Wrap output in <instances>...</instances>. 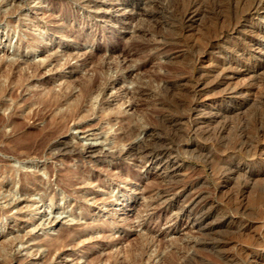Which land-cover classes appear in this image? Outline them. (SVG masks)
<instances>
[{
    "label": "rangeland",
    "instance_id": "374dc122",
    "mask_svg": "<svg viewBox=\"0 0 264 264\" xmlns=\"http://www.w3.org/2000/svg\"><path fill=\"white\" fill-rule=\"evenodd\" d=\"M123 1L0 0V64L14 73L0 74V264H253L264 253V184L247 174L264 149V87L256 97L240 94L243 107L220 99L252 82L236 73L246 32L233 27L245 23L243 7L204 0L196 21L185 23L190 0ZM263 14L255 22L264 25ZM193 32L195 47L187 42ZM97 74L99 88L80 98ZM219 76L229 84L218 85ZM179 77L199 86L198 108ZM137 88L144 91L134 95ZM53 92L84 108L68 130L53 127L52 115L66 107L47 110ZM220 106L233 112L217 116ZM33 110L37 120L27 116ZM20 175L28 177L24 190ZM196 206L206 220H196ZM55 240L59 248L47 255Z\"/></svg>",
    "mask_w": 264,
    "mask_h": 264
},
{
    "label": "bare ground",
    "instance_id": "6f19581e",
    "mask_svg": "<svg viewBox=\"0 0 264 264\" xmlns=\"http://www.w3.org/2000/svg\"><path fill=\"white\" fill-rule=\"evenodd\" d=\"M204 0H190V2H189V4L187 5V7L185 8V10L183 11V14H182V19H183V21H185V23L186 22H192V21H196V18L198 17V16H200V14L202 13V2H203ZM228 1V3L230 2V4L231 3H235L236 4V7L237 8H239L240 7V5L243 7L242 9H241V12H239V13H242L241 14V17H243L244 18V22L245 23H240V25H235V27H233V29L235 30V29H237L238 27L239 28H242V30L243 31H245L246 32V36L244 37V40H245V44L243 45V44H240V45H238V46H236V51L237 52H239L240 53V55L242 56L241 57V60H240V64L239 65H237L238 66V68H236L235 70H236V73L238 72V74H240V73H245L246 75H249L248 77H250L251 79H252V82H250L248 85L247 84H244V85H242V86H239V87H236V85H234L235 87L234 88H229L227 85V87H228V89L227 90H222V91H224L223 93H221V95H220V99H221V102L222 101H230V102H232L235 106H240V107H243V106H245L246 105V102L243 100H240V101H242V102H239L238 101V96L240 95V94H242L243 92H246L247 90H249L248 92L251 94H254L255 95V97L257 96V94L259 93V92H261V89H262V86L264 87V82L263 81H261L262 79H263V77L261 76L260 77V71L261 70H264L263 69V67H264V44L262 45V41H261V43H259V36H261V37H264V25L263 24H261L259 21H257V22H255V20H254V17H255V15H257L258 14V11H260L261 9H264V0H227ZM138 3V1H136V0H130V1H126V0H124L123 1V4H125V7H127V6H129V5H131V3ZM206 4V3H205ZM235 4H234V6H235ZM243 4V5H242ZM206 6V5H205ZM233 7V6H232ZM236 9V8H235ZM238 10V9H237ZM16 11V10H15ZM204 12H205V10H204ZM203 12V13H204ZM65 13V12H64ZM140 13V12H139ZM71 14V13H70ZM66 15V14H65ZM67 15H68V13H67ZM240 15V14H239ZM63 16V15H62ZM71 16V15H70ZM69 16V17H70ZM68 18V17H67ZM262 18H264V14H263V16H262ZM238 19V18H237ZM241 20V19H240ZM243 20V19H242ZM240 22V21H239ZM242 22V21H241ZM196 23V22H195ZM233 23V22H232ZM236 23V22H235ZM234 23V24H235ZM190 24V23H189ZM194 24V23H193ZM231 25V24H230ZM232 27V26H231ZM227 28H228V26H227ZM229 29V28H228ZM232 29V28H231ZM241 30V29H240ZM142 31V30H141ZM144 31V30H143ZM195 32V31H194ZM192 33L191 34V36H190V38L188 39V41L187 42H189V44H190V46L191 47H195L196 46V33ZM226 32V31H225ZM239 32H241V31H239ZM243 33V32H242ZM247 33H249V34H247ZM181 34V33H180ZM217 34V33H216ZM226 35V34H225ZM234 35V34H233ZM220 37H218V38H215V40H212L213 42L211 43L212 45L213 44H215V42H218V41H216V40H218L219 38H221V36H223V33H221V35H219ZM211 37V36H210ZM233 37V36H232ZM243 38V37H242ZM240 40H242V39H240ZM217 44V43H216ZM229 44V43H228ZM239 44V43H238ZM232 45V44H231ZM215 46V45H214ZM190 47V48H191ZM211 48V47H210ZM192 49V48H191ZM233 50H234V48H233ZM132 50L130 49V48H126V49H124V54H126L127 56H131V54H132V52H131ZM192 51V50H191ZM262 53V56L261 57H259L257 54L258 53ZM140 53V52H139ZM126 55H125V57H126ZM208 55V54H207ZM236 55V54H235ZM239 54H238V56H240ZM202 56V55H201ZM237 56V55H236ZM208 57V56H207ZM210 57V56H209ZM208 57V58H209ZM259 57V58H258ZM131 58V57H130ZM201 58V57H200ZM203 59V58H202ZM208 60V59H207ZM206 60V61H207ZM224 60V59H223ZM235 60V59H234ZM201 61V60H200ZM211 62H213L212 61V59H211V61H210V63ZM226 62V61H225ZM230 63V62H229ZM236 63H237V61H236ZM238 63H239V61H238ZM232 64V63H231ZM230 64V65H231ZM234 64V63H233ZM234 65H236V64H234ZM103 66V65H102ZM206 66V65H205ZM221 67H223V66H221ZM138 68H140V67H138ZM203 68H204V66H203ZM215 68V67H214ZM217 69H219V68H217ZM13 68H11V67H6L5 66V64H0V74H4L5 76H7V78H9L10 80H13ZM220 70V69H219ZM204 71V70H203ZM210 71V70H209ZM218 71V70H217ZM231 72V71H230ZM264 72V71H263ZM222 73V72H221ZM216 74V73H215ZM225 74V73H224ZM232 74V73H231ZM237 74V75H238ZM246 75H244V76H246ZM263 75V74H262ZM217 76V75H216ZM215 76V77H216ZM243 76V77H244ZM180 77H182V76H180ZM180 77H179V79H180ZM214 77V78H215ZM220 77V76H219ZM233 77V76H232ZM239 77H241V76H239ZM186 78V77H185ZM220 78H222V77H220ZM230 78V77H229ZM237 78V80H238V77H236ZM246 78V77H245ZM259 78H261V80H259ZM9 80V81H10ZM100 76L97 74L93 79H92V81L90 82V83H88V84H86V85H84V87L82 88V94H81V96H80V98L81 97H84V96H86V95H89L94 89H96V88H99V84H100ZM178 80V79H177ZM182 80L183 79H180V80H178V83H177V85L179 86V87H181L182 89H187L188 91H190V92H192L193 93V96H194V99H193V104H196V108H198L199 107V104H200V101H202V99H200V98H198V97H195L196 96V91H197V87H199L198 85H196V84H186V83H180V82H182ZM236 80V79H235ZM244 80V79H243ZM247 80V79H246ZM220 81V80H219ZM8 82V81H7ZM185 82H186V79H185ZM201 82V81H200ZM226 82H228L227 81V79H226V76L225 77H223L222 78V80H221V82H218V85H221V84H224V83H226ZM239 82H240V80H239ZM190 83V82H189ZM193 83V82H192ZM195 83V82H194ZM204 83V82H203ZM211 83V82H210ZM216 83V82H215ZM233 83V82H232ZM235 83H237V82H235ZM247 83V82H246ZM226 84H229V83H226ZM17 85V84H16ZM23 85V84H22ZM214 85V84H213ZM231 85V84H230ZM4 86V85H3ZM203 86V85H202ZM205 87V86H204ZM207 87V86H206ZM218 87V86H217ZM224 86H222V88H223ZM231 87V86H230ZM18 88V87H17ZM145 88V87H144ZM144 88L142 89H138L137 88V90L136 91H134V95H137V94H141L143 91H144ZM212 88V87H211ZM214 88V87H213ZM220 88V87H219ZM218 88V89H219ZM225 88V87H224ZM19 89V88H18ZM102 89H103V87H102ZM134 89V88H133ZM180 89V88H179ZM181 89V90H182ZM184 89V90H185ZM204 89V88H203ZM208 89V88H207ZM217 89V88H216ZM15 90V89H14ZM13 90V91H14ZM149 90V89H148ZM138 91V92H137ZM147 91V90H146ZM188 91H187V93H188ZM14 92H17V90H15ZM57 92V91H56ZM132 92V91H131ZM189 92V93H190ZM50 93V92H49ZM147 93V92H146ZM262 93V92H261ZM17 94V93H16ZM244 94V93H243ZM13 95H14V93H13ZM12 95V96H13ZM44 95H46L47 96V94H44ZM133 95V94H132ZM143 95V94H142ZM201 95V94H200ZM203 95H205V94H203ZM210 94H209V92H208V94H207V96H209ZM248 95V94H247ZM263 95H264V92H263ZM63 97H61V95L60 94H57V93H51V94H49L48 95V97H47V99L45 100L46 102V107L48 108L47 110L48 111H50L51 113H52V111L54 110V108H56V106L57 105H60L61 103L63 104H66V107L64 108V109H61L59 112H56V113H54L53 115H52V123L54 124V128H55V130H62V129H64V128H66V127H68V123H69V121H71V120H75L76 118H77V116L84 110V108L82 107V105L81 104H79V100H80V98L79 99H77V100H75L74 102H71L70 101V97L68 96V95H62ZM144 96V95H143ZM244 96V95H243ZM243 96H242V98H243ZM214 97V96H213ZM264 97V96H263ZM219 98V97H218ZM241 98V99H242ZM259 98H262V96H260ZM44 99V98H43ZM244 99V98H243ZM247 99V98H246ZM24 100V99H23ZM204 100V99H203ZM249 100V99H248ZM255 101H256V99L254 100V103H255ZM262 101H264V100H262ZM204 102H205V100H204ZM216 102V101H215ZM7 103V102H6ZM258 103H260V102H258ZM262 103V102H261ZM202 104H204V103H202ZM217 104V103H216ZM206 104H204V106H205ZM213 105V104H212ZM223 105H224V103H223ZM4 106V105H3ZM198 106V107H197ZM216 106V105H215ZM43 109V108H42ZM205 109V108H204ZM237 109V108H236ZM44 110V109H43ZM199 110V109H198ZM206 110V109H205ZM197 111V110H196ZM213 110H211V112H212ZM235 111V110H234ZM210 112V111H209ZM231 112H233V109H230V108H228L227 106L226 107H224V106H220L219 108H218V113L217 112H214L215 114L217 113V116L218 115H220V116H222V115H228L229 113L231 114ZM43 113V112H42ZM45 113H47V112H45ZM50 113V114H51ZM37 114H38V111H35V110H33V111H31V112H29L28 114H27V116L29 117V118H33V117H35V119L34 120H37L36 119V116H37ZM198 114V113H197ZM229 114V115H230ZM40 115V114H39ZM43 115H44V113H43ZM223 116V117H224ZM2 117V116H1ZM11 117V116H10ZM227 117V116H226ZM229 117V116H228ZM227 117V118H228ZM16 118V117H15ZM220 118V117H219ZM235 118V117H234ZM2 119V118H1ZM40 119H42V116H41V118ZM23 120V119H22ZM217 120V119H216ZM219 120H221V119H219ZM16 121H20V120H16ZM218 121V120H217ZM2 122V121H1ZM11 122V121H10ZM15 122V121H14ZM20 122H22V121H20ZM46 122V121H45ZM6 123V122H5ZM255 123V122H254ZM21 124V123H20ZM23 124V123H22ZM21 124V125H22ZM256 124V123H255ZM20 125V126H21ZM25 125V124H24ZM24 125H23V127H24ZM229 125V124H228ZM0 126H1V123H0ZM19 126V125H18ZM70 126V125H69ZM261 126V125H260ZM230 127H231V125H230ZM25 128V127H24ZM233 128V127H232ZM19 129V128H18ZM67 129V128H66ZM136 127L134 126V127H130L128 130H127V134H125V138L126 139H128L131 135H133L134 133H135V131H136ZM257 129V128H256ZM255 129V130H256ZM261 129V128H260ZM54 130V131H55ZM68 130V129H67ZM123 130V129H122ZM17 131V130H16ZM54 131H52V132H54ZM247 131V130H246ZM261 131V130H260ZM17 132H19V131H17ZM60 132V131H59ZM205 133V132H204ZM203 133V134H204ZM251 133V132H250ZM257 133V132H256ZM50 134V133H49ZM55 133H53V135H54ZM202 134V133H201ZM246 134V133H245ZM262 134H264V131L262 130V133L260 132V135H262ZM205 135V134H204ZM254 135V134H253ZM259 135V136H260ZM49 136V135H48ZM50 136H51V134H50ZM49 136V137H50ZM55 136V135H54ZM48 137V138H49ZM52 137V136H51ZM246 137V136H245ZM107 138V137H106ZM255 138H256V136H255ZM262 138H263V136H262ZM44 139V138H43ZM246 139V138H245ZM250 139V138H249ZM248 140V139H247ZM251 140V139H250ZM249 140V141H250ZM41 141H42V139H41ZM44 141V140H43ZM45 141H47V140H45ZM258 141V140H257ZM260 141V140H259ZM258 141V142H259ZM119 143H120V141H118ZM117 142V143H118ZM253 142H255V139H254V141ZM257 142V143H258ZM36 143V142H35ZM42 143V142H41ZM48 143V142H47ZM62 143V142H61ZM61 143H58L57 141H56V143H54V144H52V147H54V148H61L60 146H61ZM66 143V142H65ZM118 143V144H119ZM28 144V143H27ZM26 144V145H27ZM31 144V143H30ZM46 144V143H45ZM45 144L43 145L44 147V149H46L45 148ZM66 144H68V143H66ZM232 144V143H231ZM252 145H253V143H251ZM39 145V144H38ZM37 145V146H38ZM47 145V144H46ZM62 145H64V143L62 144ZM248 145V144H247ZM247 145H246V141H244L243 142V145H242V147L243 148H247ZM259 145V144H258ZM28 146V145H27ZM31 146H34V145H32L31 144ZM36 146V145H35ZM36 146V147H37ZM49 146V145H48ZM47 146V147H48ZM251 146V145H250ZM262 146V145H261ZM17 147V146H16ZM23 147H24V145H23ZM26 147V146H25ZM30 147V146H29ZM41 148H42V146H40ZM65 147V146H64ZM68 147V146H67ZM259 147V146H258ZM18 148V147H17ZM16 148V149H17ZM20 148H22V147H19L18 149H20ZM40 148V149H41ZM53 148V149H54ZM66 148V147H65ZM73 148V147H72ZM76 148V147H75ZM100 148V147H99ZM143 148V147H142ZM197 148V147H196ZM200 148V147H199ZM237 148H238V146H237ZM240 148V147H239ZM251 148V147H250ZM255 148V147H254ZM34 149H36V151H37V148H34ZM67 149H69V148H67ZM66 149V150H67ZM129 149V148H128ZM147 149V148H146ZM255 149H257V147L255 148ZM259 149V148H258ZM63 150H65V149H63ZM69 150H71V148L69 149ZM74 151H75V149H73ZM80 150V149H79ZM120 151V153L122 152V150L123 149H119ZM135 150V149H134ZM226 150V149H225ZM21 151H23V152H25L26 154L28 153L29 154V152H31L30 151V149L29 148H27L26 147V149L24 148V149H22ZM20 151V152H21ZM39 151V150H38ZM42 151H44V150H42ZM93 151V147L92 146H89V147H86L85 148V151L84 152H82V151H77L76 152V154L78 155V156H76V157H79L80 155H84L83 153H90V152H92ZM95 151H97V150H95ZM125 151V150H124ZM145 151V150H144ZM251 151L253 152V150H252V148H251ZM32 152H35V151H32ZM67 152V151H66ZM72 152V151H71ZM118 152V151H117ZM202 152V151H201ZM200 151H199V153H201ZM208 152V151H207ZM251 152V153H252ZM255 152V151H254ZM14 153V152H13ZM36 153H38V152H36ZM106 153H108V151L106 152ZM135 153V152H134ZM137 153V152H136ZM161 153V152H160ZM256 153V152H255ZM17 154H19V152L17 153ZM40 154H41V152H40ZM85 154V155H86ZM122 154V153H121ZM129 154H131L130 153V151L129 150H126L124 153H123V157L124 156H127V155H129ZM138 154V153H137ZM136 154V155H137ZM139 154H141V153H139ZM158 154H159V152H158ZM209 154V153H208ZM254 154V153H253ZM49 155V154H48ZM149 155V154H148ZM147 155V156H148ZM152 155V154H151ZM200 155V154H199ZM74 156V155H73ZM145 156V155H144ZM166 156V155H165ZM255 156H257L258 157V159L260 158V161H259V165H257V167H255V169L253 170V171H250L249 172V174H247L249 177H250V179L252 178V181H254L253 179H255V180H259V181H261V182H263V184H264V149H262L259 153H256L255 154ZM254 156V157H255ZM71 157V156H70ZM119 157V156H118ZM146 157V156H145ZM144 157V158H145ZM154 158V157H153ZM156 158V157H155ZM257 159V158H256ZM82 160V159H81ZM150 160V159H149ZM242 163V162H241ZM209 164V163H208ZM220 164V163H219ZM50 168V167H49ZM51 170V169H50ZM53 170V169H52ZM51 170V171H52ZM68 169H66L65 171H67ZM64 171V170H63ZM64 171V172H65ZM68 171H70V170H68ZM67 171V172H68ZM77 171V170H76ZM50 172V171H49ZM53 172V171H52ZM246 172V171H245ZM28 173V172H27ZM219 173V172H218ZM63 174V173H62ZM72 174V173H71ZM85 174V173H84ZM226 174V173H225ZM22 175H23V173H22ZM28 175V174H27ZM86 175V174H85ZM240 175V174H239ZM21 176V175H20ZM30 176V175H29ZM59 176V175H58ZM64 176V175H63ZM13 177V176H12ZM41 177V176H40ZM216 177V176H215ZM224 177V174H222V173H220L219 175H218V178L219 179H222ZM20 178V177H19ZM18 178V179H19ZM28 177L27 176H21V183H20V188H21V190H24V182H25V180L27 179ZM72 178H74V177H72ZM78 178V177H77ZM217 178V179H218ZM31 179V178H30ZM56 179V178H55ZM86 179V178H85ZM226 179V178H225ZM57 180H59V178L57 179ZM63 180V179H62ZM89 180V179H88ZM18 181V180H17ZM32 181H33V183L32 182H30V183H32L31 185H35V187H36V189L37 188H39L40 190L42 189V190H44V192H47V190H48V187H41V186H39L34 180H33V178H32ZM56 181V180H55ZM28 182V181H27ZM225 182V181H224ZM70 183V182H69ZM256 183V182H255ZM44 184V183H43ZM42 184V185H43ZM63 184V183H62ZM76 185V184H75ZM64 186H66V185H64ZM63 186V187H64ZM65 188V187H64ZM246 188V187H245ZM52 189V188H51ZM50 189V190H51ZM54 189V188H53ZM66 189H68V188H66ZM257 189V188H256ZM255 189V190H256ZM30 190V189H29ZM71 190V189H70ZM28 191V190H27ZM54 191V190H53ZM66 191V190H65ZM253 191V190H252ZM243 192V191H242ZM241 192V193H242ZM32 193V192H31ZM50 193V192H49ZM247 193V192H246ZM46 193H43V195H41L42 197H44V195H45ZM225 195V194H224ZM236 195V194H235ZM197 196V195H196ZM56 197H57V195H56V193L51 197V201L52 202H54V200L56 199ZM242 197V196H241ZM244 197H245V195H244ZM261 197V196H260ZM264 197V196H263ZM197 200V199H196ZM233 200V199H232ZM187 201V200H186ZM263 201V200H262ZM44 202V201H43ZM248 203H249V201H248ZM180 204H182V203H180ZM245 204H247V203H245ZM82 205V204H81ZM175 205H177V203L175 204ZM248 205V204H247ZM186 206V205H185ZM184 205H178L177 206V208H178V210L180 211V212H183V213H186V214H188V216H190V214H191V212H190V209L188 210V208L187 207H185ZM235 206V205H234ZM233 206V207H234ZM189 207V206H188ZM229 207V206H228ZM247 211V210H246ZM264 213V212H263ZM246 214V213H245ZM256 214V213H255ZM254 214V215H255ZM33 215V214H32ZM263 215V214H262ZM192 216V215H191ZM258 216V215H257ZM207 217H208V215L206 216L205 215V213L204 212H202V211H200L199 209H198V207L196 206V220L198 221L199 219H201V220H206L207 219ZM56 218V217H55ZM260 218V217H259ZM54 219V218H53ZM52 219V220H53ZM200 220V221H201ZM264 220V219H263ZM204 222V221H203ZM260 222V221H259ZM202 224V223H201ZM205 224H206V222H205ZM82 225V224H81ZM199 225H200V223H199ZM203 225H204V223H203ZM209 225V224H208ZM253 225V224H252ZM74 226H75V224H74ZM206 226V225H205ZM243 226H245V225H243ZM263 226V225H262ZM200 227V226H199ZM251 227V226H250ZM208 228H210V229H213L214 228V226H209ZM240 228V227H239ZM67 229V228H66ZM243 229H245V227L243 228ZM242 229V230H243ZM63 230H65V229H62V232H63ZM70 230V229H69ZM69 230H68V232H69ZM209 230V229H208ZM71 231H72V229H71ZM238 231V230H237ZM248 231V230H247ZM244 232H245V230H244ZM63 234V233H62ZM209 234V233H208ZM61 235V234H60ZM65 235H67V234H65ZM65 235H63V237H62V241H63V239L65 240L66 238H65ZM249 235V234H248ZM253 236V235H252ZM252 236H250V237H252ZM254 237V236H253ZM256 238V237H255ZM260 239H261V237H259ZM258 237H257V239H259ZM61 240V239H60ZM252 240V239H251ZM264 240V239H263ZM259 241V240H258ZM66 242V241H65ZM64 242V243H65ZM225 243V242H224ZM260 243H261V241H260ZM222 245V244H221ZM59 246H60V244L58 243V242H56V240L53 242V243H51L50 244V248H49V251H48V253L49 254H47V255H51L52 256V253L55 251V250H57L58 248H59ZM220 249V248H219ZM262 249V248H261ZM48 250V249H47ZM246 251V250H245ZM257 251V250H256ZM248 252V251H247ZM256 253V252H255ZM262 253V252H261ZM260 253V254H261ZM223 254H225V252L223 253ZM222 254V255H223ZM230 254V253H229ZM221 255V256H222ZM243 255V254H242ZM247 255V254H246ZM250 255H251V253H250ZM259 255V254H258ZM50 256V257H51ZM174 256V255H173ZM253 256H255V255H253ZM46 257V256H45ZM165 257V256H164ZM177 257V256H176ZM196 257V256H195ZM225 257V256H224ZM229 257V256H228ZM260 257V260H258V258ZM259 257H257L256 258V261L254 262V261H252V262H254L253 264H264V253H262V255H260ZM47 258V257H46ZM184 258H185V256H184ZM247 258V257H246ZM163 259H165V258H163ZM229 259V258H228ZM250 259V258H249ZM13 260V259H12ZM184 260H187V259H184ZM223 260V259H222ZM224 260H226V259H224ZM164 261H166V260H164ZM11 262V261H10ZM167 263L169 264V262L167 261ZM173 263V262H172ZM185 263H186V261H185ZM229 263V262H228ZM9 264V263H8ZM13 264V263H12ZM17 264V263H16ZM113 264V263H112ZM125 264V263H124ZM174 264V263H173ZM176 264V263H175Z\"/></svg>",
    "mask_w": 264,
    "mask_h": 264
}]
</instances>
